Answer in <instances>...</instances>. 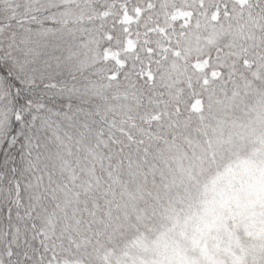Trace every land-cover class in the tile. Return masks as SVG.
I'll return each mask as SVG.
<instances>
[{
    "label": "snow or ice",
    "instance_id": "obj_1",
    "mask_svg": "<svg viewBox=\"0 0 264 264\" xmlns=\"http://www.w3.org/2000/svg\"><path fill=\"white\" fill-rule=\"evenodd\" d=\"M258 70L264 0H0V138L29 92L53 93L43 142L0 172V264H91L153 138Z\"/></svg>",
    "mask_w": 264,
    "mask_h": 264
},
{
    "label": "rangeland",
    "instance_id": "obj_2",
    "mask_svg": "<svg viewBox=\"0 0 264 264\" xmlns=\"http://www.w3.org/2000/svg\"><path fill=\"white\" fill-rule=\"evenodd\" d=\"M28 94L29 106L18 109L27 119L0 138V172L20 171L28 150L43 142L37 118L53 93ZM195 103L200 109L188 102L180 125L153 138L150 167L117 185L91 264H243L263 252L264 71ZM231 226L245 230L246 246L230 239Z\"/></svg>",
    "mask_w": 264,
    "mask_h": 264
},
{
    "label": "trees",
    "instance_id": "obj_3",
    "mask_svg": "<svg viewBox=\"0 0 264 264\" xmlns=\"http://www.w3.org/2000/svg\"><path fill=\"white\" fill-rule=\"evenodd\" d=\"M49 79H56L59 84L64 85L66 81H69V73L67 71H64L62 73H54L51 76H49ZM45 89H37L35 90L36 94L43 92ZM199 103H195L192 105L193 110H198L199 108ZM41 123H44L43 121V115L40 117ZM20 149L17 148V150ZM194 213L190 216L191 218H188L189 220L194 219L193 216ZM199 215V214H198ZM231 234H230V239L238 244H242L243 246H246L247 241H248V236L245 234V230L242 229L240 226H231ZM261 254L257 253V259L253 257L246 256L244 258L243 264H264V250L263 252L260 251Z\"/></svg>",
    "mask_w": 264,
    "mask_h": 264
}]
</instances>
